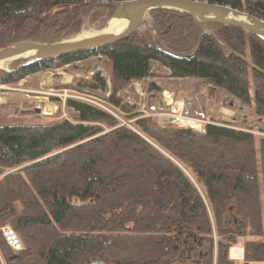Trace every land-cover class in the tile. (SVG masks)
<instances>
[{"label": "trees", "instance_id": "16d2710c", "mask_svg": "<svg viewBox=\"0 0 264 264\" xmlns=\"http://www.w3.org/2000/svg\"><path fill=\"white\" fill-rule=\"evenodd\" d=\"M101 1L0 0V49L22 41L59 42L78 33L86 2ZM105 1L117 5L125 0ZM197 1L264 21V0ZM150 16L161 42L172 49L134 34L99 49L1 70L0 84L103 57L110 66L107 100L122 107L116 93L158 63L172 78L198 79L224 90L264 119L262 39L197 23L175 10L156 9ZM202 26L213 34L203 36ZM201 36L198 53L182 57L194 53ZM70 107L81 123L0 124V176L22 167L0 179V227L9 225L23 244L14 254L0 234L5 264H89L97 259L161 264L180 254L174 235L211 240L213 229L221 237L216 263L234 264L227 252L238 237L264 235V140L256 145L249 131L225 123L207 124L200 133L144 117L134 121L135 131L100 113L98 124H91L97 112L79 104ZM232 216L237 223L229 225ZM244 254L246 263L263 261L264 244L247 242ZM212 259L210 248L205 264Z\"/></svg>", "mask_w": 264, "mask_h": 264}, {"label": "rangeland", "instance_id": "374dc122", "mask_svg": "<svg viewBox=\"0 0 264 264\" xmlns=\"http://www.w3.org/2000/svg\"><path fill=\"white\" fill-rule=\"evenodd\" d=\"M86 4L88 7L82 15L80 31L63 37L59 42L69 41L77 36H93L102 32L107 27V21L112 13L107 10H101L99 5H112L114 10L118 5L109 4L105 0L92 3L86 2ZM200 32H202V35L213 34L212 28L207 26H202ZM136 34L145 36L149 42L160 46L162 49L171 48L161 42L150 14L144 17ZM26 60L25 58H20L0 64V71H10ZM97 73L106 80L104 90H101ZM79 84L86 86L82 88L79 87ZM93 84H97L99 88L92 89L89 85ZM111 90L110 66L103 57H89L86 60L72 62L58 68L44 69L26 76L15 84H0V98L15 96L18 99V102L14 103L7 102L14 99L0 100V124L46 125L63 120L81 123L74 118V109L70 107V104H79L82 108L97 112V118L91 124L98 122L100 113L110 115L118 122V125L135 131L134 121L144 117H150L160 126L173 125L200 133H203L207 124L225 123L237 129L249 131L254 136L256 145L261 140H264V119L258 117L253 108L242 104L224 90L214 88L204 81L189 78H172L169 71L158 63H151L150 68L141 78L136 82L131 80L128 86L116 93V97L121 100L120 104L122 107L115 106L107 100ZM166 95H169L171 104L167 103L168 98ZM178 101L181 103H178ZM167 117L172 118V120L168 121ZM186 121H193L200 125L201 128H189L185 123H182ZM105 130L108 131L109 129L105 128ZM144 138L151 141L146 137ZM151 143L153 142L151 141ZM21 168L17 167L7 170L4 175L0 176V179L6 174L16 172ZM18 207V209H21L19 205ZM234 221L235 218L232 216L228 224L232 225ZM234 223L236 224L237 222ZM9 230L12 231L10 226L6 224L0 227V234L7 245L12 248V252L14 254L19 253L23 250V244L13 231L12 234L18 246L12 240L9 241L11 239V236H7ZM181 238L182 235H174L173 239V244L180 251L177 258L167 260L161 264H205L204 260L210 248L213 253L211 264H217V245L221 237L218 236L215 229H213L211 240L196 238L200 241V246L197 250L189 253H182L184 249L179 243ZM192 238L190 237L189 240L191 241ZM222 241L226 242V239ZM247 242L264 244V235L238 237L236 242L229 247L227 259L234 264H264V260L246 263L244 257L237 261L231 260L230 249L233 247L242 248L244 256ZM97 260L105 261L107 264H114L112 261ZM0 261L5 264L1 256Z\"/></svg>", "mask_w": 264, "mask_h": 264}, {"label": "water", "instance_id": "95a60500", "mask_svg": "<svg viewBox=\"0 0 264 264\" xmlns=\"http://www.w3.org/2000/svg\"><path fill=\"white\" fill-rule=\"evenodd\" d=\"M112 8V5H106ZM156 9L175 10L191 16L197 23L217 24L225 27L239 29L245 33L254 35L264 41V21L246 12L232 9L228 6L209 4L197 0H126L117 5L108 19L110 21L125 20L127 26L124 31L116 35H97L80 40H69L55 43H38L32 41H22L14 43L0 49V62L12 58H25L24 63L11 69L18 70L29 67L36 63L57 59L70 54L99 49L109 46L119 41L125 40L136 34L141 26L144 17ZM204 36V35H203ZM201 36L198 46L193 54L182 56L184 58L194 57L202 44ZM164 55L173 56L168 51L160 50ZM32 52L27 57L24 54ZM5 70V69H3ZM101 90H104L106 80L99 73ZM204 132V131H203ZM7 236H11L9 241L18 246L12 231L9 230ZM89 264H107L105 261L97 260Z\"/></svg>", "mask_w": 264, "mask_h": 264}, {"label": "bare ground", "instance_id": "6f19581e", "mask_svg": "<svg viewBox=\"0 0 264 264\" xmlns=\"http://www.w3.org/2000/svg\"><path fill=\"white\" fill-rule=\"evenodd\" d=\"M127 26V22L125 20H112L109 22V24L107 25V27L102 30V32L100 33H97L93 36H97V35H116L122 31H124V29L126 28ZM88 37H92V36H88ZM88 37H82V36H77L75 38V40H80V39H85V38H88ZM32 52H28L26 54H24L22 57H27L29 55H31ZM18 58H12V59H6L4 61H1L0 64H3V63H6V62H9V61H14V60H17ZM1 69V68H0ZM136 82V81H134ZM167 94V93H166ZM167 96V103L168 104H171V99L169 97V95H166ZM12 100V101H7L9 103H14V102H18V99L14 96H10L9 98L6 97V98H0V100ZM178 103H181L180 101H178ZM48 110V109H47ZM173 112H175V110H173ZM166 117V116H165ZM168 121H171L172 118H169L167 117ZM182 123H185V125L189 126V128H193V129H198V128H201L200 125L196 124L195 122L193 121H186V122H182ZM230 257L234 260H237V259H243V251H242V248H237V247H233L230 249Z\"/></svg>", "mask_w": 264, "mask_h": 264}, {"label": "flooded vegetation", "instance_id": "af4514ba", "mask_svg": "<svg viewBox=\"0 0 264 264\" xmlns=\"http://www.w3.org/2000/svg\"><path fill=\"white\" fill-rule=\"evenodd\" d=\"M99 79V78H98ZM88 85V84H87ZM84 86L86 85H82V84H79V87H82V88H85ZM92 89H96V88H99L97 86V84H93V85H89ZM181 236V235H180ZM179 243L181 244V246L183 247V251L182 253H189L191 251H195L198 249V247L200 246V241H198L196 239V237L193 236L192 240L190 241L189 240V237H182L181 238V242L179 241ZM175 248L177 249V246L175 245ZM201 253V252H200Z\"/></svg>", "mask_w": 264, "mask_h": 264}, {"label": "built area", "instance_id": "2783aa9c", "mask_svg": "<svg viewBox=\"0 0 264 264\" xmlns=\"http://www.w3.org/2000/svg\"><path fill=\"white\" fill-rule=\"evenodd\" d=\"M242 251H243V249H242ZM230 258H231V257H230ZM231 260H234V259L231 258ZM237 260H241V259H237ZM237 260H234V261H237Z\"/></svg>", "mask_w": 264, "mask_h": 264}]
</instances>
